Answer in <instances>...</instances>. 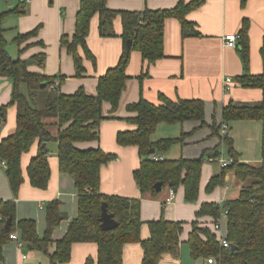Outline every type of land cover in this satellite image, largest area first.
Returning <instances> with one entry per match:
<instances>
[{"label":"trees","instance_id":"1","mask_svg":"<svg viewBox=\"0 0 264 264\" xmlns=\"http://www.w3.org/2000/svg\"><path fill=\"white\" fill-rule=\"evenodd\" d=\"M108 0H81L76 15L75 31L72 35L61 36V46L73 56L76 76L86 72L84 59L96 64V57L88 46L92 18L99 17V33L102 37L117 36L114 21L121 17L124 47L116 65L109 67L99 76L97 93L88 94L84 87L73 93L59 91L65 76H48L39 71H31L28 62L20 57H13L8 51V40L5 36L3 18L0 13V76L13 80V97L9 104L0 106V122L5 121L7 109L16 104L18 109L15 129L0 139V159L6 161V174L13 193L17 196L24 182L21 166L23 153L39 141L40 149L28 166V176L34 187L45 189L51 177L49 150L41 149L44 142L58 144V158L61 172L69 174L78 192V214L73 218L61 239H53V231L60 224L63 213L60 201L52 200L47 204L46 230L41 237L34 219L17 218L15 199H0V262L4 259V247L11 241L10 234L15 230L31 249L43 252L50 264L67 263L71 260L74 243L93 242L98 246L97 258L87 257L84 264H124L123 251L127 243H140L143 248L141 264H160L165 255L178 259L181 251V233L183 221L167 219L162 215L147 222L150 234L141 236L144 221L141 217V199L121 195H110L100 190L101 167L115 158L100 147L81 149L76 142L99 140L100 123L105 118L103 103L109 102L111 111L115 112L123 91L127 87L129 75L127 67L131 53L141 52L148 65L165 56L164 30L165 20L169 17L179 19L184 36L199 35L195 24L187 19V14L202 5L204 0H179L172 8L143 10L113 9L107 5ZM24 12V10H19ZM37 29L28 33H19L14 41L20 47L28 38L37 34ZM241 54L245 72L238 81L246 86H258L264 90V73L253 75L248 70L249 38L248 21L245 20L240 32ZM131 40L128 47L127 42ZM22 51V49H19ZM83 51V54L81 53ZM264 60V45L262 48ZM39 65L44 66V53L34 56ZM143 70L140 77L147 74ZM56 78L58 86L51 88ZM46 82V87L41 84ZM25 86L27 91L22 89ZM41 99L38 102V97ZM160 103L150 102L143 96L127 108L136 115L130 117L137 128L120 131L117 142L120 145L138 146L141 163L134 171V179L143 195L157 196L162 187L176 190L184 186L185 200L194 202L198 199L203 162L208 157H219L222 153L208 151L194 159L178 158L154 161L150 149L163 153L175 143H183L185 134L173 138L153 140L152 135L161 122L170 124L183 123L189 120H205V102L202 99L180 98L169 99L163 93L159 95ZM39 104V105H37ZM238 119H264V103H242L231 101L223 108L224 123ZM223 124V123H222ZM221 125L214 121L211 125L214 134H219ZM58 128L56 134L52 129ZM227 147L229 165L222 167L219 174L212 176L206 190L213 191L224 184L225 175L233 171L236 178L245 181L237 198L227 199L223 203L205 202L197 211V218L209 216L217 223L223 212L227 211L226 239L230 247H224L216 233L208 225L196 219L192 221L188 245L194 259L214 256L221 264H264V162L249 164L239 160L229 134L222 135ZM107 203L109 213L114 215L118 226L111 230L101 227L102 205ZM165 202L163 203V209ZM11 225L6 228L7 219ZM235 245L237 248L232 249Z\"/></svg>","mask_w":264,"mask_h":264},{"label":"crops","instance_id":"2","mask_svg":"<svg viewBox=\"0 0 264 264\" xmlns=\"http://www.w3.org/2000/svg\"><path fill=\"white\" fill-rule=\"evenodd\" d=\"M190 1V0H186ZM179 0H108L113 9L143 10L145 8H172ZM81 0H0V13H5L3 26L8 40V51L13 57L31 61L28 68L48 76L65 78L59 86L63 93H73L84 87L88 94L97 93L98 78L109 67L117 64L122 54L124 42L121 17L114 21L117 36L102 37L99 33V17L96 14L91 21L87 38L88 46L96 57V64L84 59L86 72L76 76L74 59L61 46L63 34L72 35L75 31L76 15ZM24 10V12H19ZM187 19L195 24L199 35L184 36L179 19L169 17L165 20L164 52L165 56L148 65L141 52L131 53L127 67L129 79L123 91L119 107L111 111L109 102L103 103L105 118L100 123L99 140L76 142L81 149L97 148L115 154V158L101 167L100 190L110 195H121L141 199V217L144 221L141 236L150 234L147 222L162 215L171 220L183 221L181 233V251L178 259L165 255L160 264H206L204 258L194 259L188 245L192 221L198 219L202 225H208L217 237L227 233V216L221 218V229L215 228L209 216L197 218L196 213L205 202L223 203L227 199L237 198L245 181L236 178L233 171L225 175V182L213 191L206 190L207 184L215 174L222 171L217 161L206 158L203 162L198 199L194 202L185 200L184 186L175 190V197L166 202L170 195L169 187H162L155 196L143 195L134 179V171L139 168L141 157L138 146L120 145L117 135L120 131L137 128L130 120L135 112L128 110L130 103L137 102L141 96L159 104V95L163 93L171 100L180 98L202 99L205 102V120L211 125L227 124L228 134L233 140V147L240 161L249 164L264 162V119H238L224 123L223 108L231 101L242 103H264V90L258 86H246L238 81L245 72L241 46L233 48L226 45L227 33H240L245 20L248 21L249 63L248 70L253 75L264 73L262 48L264 45V0H204L202 5L190 11ZM37 29V34L28 38L20 47L14 41L19 33H28ZM22 49L20 51L19 49ZM44 53V66H40L34 56ZM83 54V51L81 50ZM147 74L140 77L143 70ZM229 77L230 89L225 87V78ZM42 88V87H41ZM45 88V87H44ZM22 89L26 92L25 86ZM43 89V88H42ZM13 97V80L0 76V106L7 105ZM18 109L16 104L8 107L5 121L0 122V139L10 134L17 124ZM222 124V125H223ZM209 125L200 121L189 120L170 124L161 122L152 135L153 140L179 137L185 134L183 143L173 144L163 152L167 159L199 158L205 151L209 154L220 150L225 157L227 147L222 140V131L214 134ZM222 128V127H221ZM58 128L52 129L56 134ZM51 177L47 188L34 187L28 176V166L40 149L36 141L28 152L23 153L21 166L24 176L18 195L10 186L6 166L0 164V199H15L17 218H31L37 223V230L42 237L45 233L46 210L48 202L60 201L63 218L53 231V239H61L67 231L70 221L78 214V192L73 178L61 172L58 158V144L47 143ZM165 207L163 209V203ZM220 220V219H219ZM98 246L93 242L74 243L71 260L61 264H84L87 257L97 258ZM26 255V257H24ZM124 264H141L143 248L140 243H127L123 251ZM0 264H50L48 257L30 246L19 248L14 241L4 247V259Z\"/></svg>","mask_w":264,"mask_h":264},{"label":"built area","instance_id":"3","mask_svg":"<svg viewBox=\"0 0 264 264\" xmlns=\"http://www.w3.org/2000/svg\"><path fill=\"white\" fill-rule=\"evenodd\" d=\"M240 39H241V34L240 33H227L224 36V40H225L226 45L229 46V47H233V48L238 47ZM229 81H230L229 77H226L225 78V87H226V89H230V87H231ZM59 83H60V79L56 78L55 82L53 84H51L50 87L54 88L55 86H58ZM228 129H229L228 125L227 124H223L222 128H221L222 135L227 134L228 133ZM151 159L154 160V161H163V160L166 159V157H165L164 154H161V153H152L151 154ZM208 160L217 161V162H219L221 164L222 167H225V166L229 165V163L231 162V159L225 157L223 155V153L219 157H208ZM0 164L6 166V161L0 159ZM174 197H175V190L171 188L170 189V195L167 198L166 202H171L174 199ZM223 216H227V211L226 210L223 212L221 218ZM221 218L215 224V228L217 230L221 229V223H220L221 222ZM10 239H11V241H14L19 248H23V247L26 246V243L21 239L20 233H19L18 230H15L14 232H12L10 234ZM218 239H219V241L221 242V244L224 247H230L231 246L229 241H227L226 236H224V235L218 236ZM24 257H26V255H24ZM205 261H206V264H221L214 256L207 257L205 259Z\"/></svg>","mask_w":264,"mask_h":264},{"label":"water","instance_id":"4","mask_svg":"<svg viewBox=\"0 0 264 264\" xmlns=\"http://www.w3.org/2000/svg\"><path fill=\"white\" fill-rule=\"evenodd\" d=\"M130 43H131V40H128V42H127L128 47H129ZM30 62L31 61H28V63H30ZM41 87L42 88L46 87V82H43L41 84ZM0 130H1V125H0ZM46 146H47V142H44L42 144V146H41V149L45 150ZM150 153H155V149L154 148L150 149ZM155 186H156V189L158 191H161V189H162V183L161 182H157ZM10 225H11V219L9 218L6 221L5 226H6V228H9ZM117 226H118V222L114 218V215L112 213L108 212L107 203H103V205H102V213H101V227L104 230H111V229H113V228H115ZM236 248L237 247L235 245L232 246L233 250H235Z\"/></svg>","mask_w":264,"mask_h":264},{"label":"rangeland","instance_id":"5","mask_svg":"<svg viewBox=\"0 0 264 264\" xmlns=\"http://www.w3.org/2000/svg\"><path fill=\"white\" fill-rule=\"evenodd\" d=\"M40 99H41V96L38 97V102H39ZM37 105H39V104H37Z\"/></svg>","mask_w":264,"mask_h":264}]
</instances>
